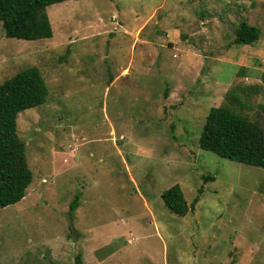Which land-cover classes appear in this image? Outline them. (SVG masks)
I'll return each mask as SVG.
<instances>
[{"label": "rangeland", "instance_id": "rangeland-1", "mask_svg": "<svg viewBox=\"0 0 264 264\" xmlns=\"http://www.w3.org/2000/svg\"><path fill=\"white\" fill-rule=\"evenodd\" d=\"M46 14L50 39L0 24V85L35 67L48 90L17 117L33 177L0 210V264H264V170L198 144L213 107L264 132V0H70ZM242 21L260 31L250 46L234 44ZM174 185L198 198L184 217L161 200Z\"/></svg>", "mask_w": 264, "mask_h": 264}, {"label": "trees", "instance_id": "trees-1", "mask_svg": "<svg viewBox=\"0 0 264 264\" xmlns=\"http://www.w3.org/2000/svg\"><path fill=\"white\" fill-rule=\"evenodd\" d=\"M66 1L70 0H0V24L5 38L50 39L52 28L46 9ZM259 36L258 28L242 21L234 44L250 46ZM47 96L45 81L35 67L18 72L0 85V210L20 202L33 177L26 162L25 145L17 135V117L44 105ZM198 144L201 150L220 158L264 170L263 130L227 106L209 110ZM79 200L77 194L70 203L71 215L79 207ZM161 200L171 214L184 217L198 198L188 206L180 187L174 185L161 194Z\"/></svg>", "mask_w": 264, "mask_h": 264}]
</instances>
